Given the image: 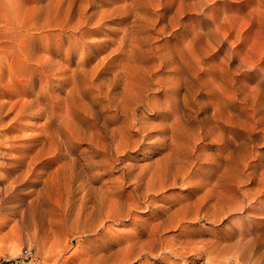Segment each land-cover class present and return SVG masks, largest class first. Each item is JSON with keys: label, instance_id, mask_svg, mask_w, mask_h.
<instances>
[{"label": "bare ground", "instance_id": "1", "mask_svg": "<svg viewBox=\"0 0 264 264\" xmlns=\"http://www.w3.org/2000/svg\"><path fill=\"white\" fill-rule=\"evenodd\" d=\"M32 1H33V6L25 16H22L23 15L22 13L17 12L18 10H15V8L13 9L3 4H1L0 6V24H1L0 34L8 40L5 44L3 45L0 44V73H2L7 66H10L12 64L11 59L14 60L13 62L20 64L23 69V71H21V74L29 76L27 79L20 81L21 91L25 92L26 95L30 96V99L27 98L28 100L26 101L25 98L26 102L23 103L24 102L23 101L22 104L20 105L18 98L17 101H11L13 97L14 98L16 96L18 97L20 93H18V95L11 94L9 95L10 98L9 102H7L8 99H6L7 104L4 103L5 100H3L2 102L0 101V111L2 110L3 107L8 105L9 110L11 112H15L14 118L21 114H27L33 118H39L40 120L43 119L44 124L48 131L46 137H41L37 139L42 142L43 144L42 148L36 151L34 155L33 154L27 155L30 157L29 159H27L28 167H25L26 169L28 168L27 175L29 177V175L33 173L35 167L40 161L38 159H40L41 155H43L45 148L47 149L48 146L46 147V145L49 144L50 147L48 148L51 147L53 148L51 149L53 150L56 158L63 161L60 162L61 164H63L64 172L67 175L66 176L67 183L65 181H62L63 183L64 182L66 183L65 186L67 188V192H66L67 203L65 205L66 206L68 205V207H70V209L73 211V215H74L72 216L73 220L78 222L77 224H80L77 226L78 228L75 227L77 224L73 225L70 224L69 222L68 225L70 226L73 225L75 229L76 228L78 229L76 230L80 232V234L91 233L92 235L93 234L97 235L101 227L103 228V226L108 222L126 227L128 226L127 228L130 229V231H127L119 239L107 233H102V235L100 236L98 235L99 238H96L97 244H94V246H92L93 244L92 242H90L92 245L90 244L88 246H92V247H90L87 250V252L83 254L82 258H79L81 260L83 259L82 264H136L141 260L143 262L144 260L146 259L148 260L150 258L157 259L158 260L157 264H253V263L262 264L264 263V253H261L262 255L256 257L258 259L252 263V255H254L253 248L256 243L254 238H257L258 235L260 234H256L257 236L255 237L253 235L254 237L253 238L252 225L246 226V221L250 219V216L252 215V211L257 207H259L257 206V203L259 204V196L261 193L264 192V176H263L264 174L261 172H260L261 174H259L257 171H253L252 169H250V162L247 161L249 156L253 153H251L249 156L247 154H244L246 153V151L247 152L249 151L248 149L246 150V148L248 147L245 146L248 145L249 141L246 144L243 142L242 143L238 142L235 144L234 142L235 140H234L232 142L234 143V145L229 143L227 147L226 146L224 147L225 150L223 149L224 150V151L222 150L223 152L220 151V153L219 152L217 153L218 155L212 153L211 155H215L216 157L214 156L211 157L210 155L211 166L209 169H204L203 165L200 163V160H203L206 156H208L206 157V159H208L209 155L208 154L204 155L201 152L204 155L203 158V155H201L200 152L199 154L197 153L198 145H196V141L198 140V138H202L205 136L204 135L205 124H200L198 130L196 128L197 131H194L196 133L192 131L194 133V135H192L194 136L193 138L194 143L192 144V146L190 144L189 147L184 145L178 147L180 145V144L178 145L179 142L176 144L175 141L173 140L171 143L168 142L170 143L168 144L167 140L171 141V138L173 139L174 136L171 138L169 137L168 139L165 137V132L168 133V131L172 129H177L175 128V124L178 121H180L181 123V119L183 118V116H185V112L183 113V110L185 108L187 109L190 103H193L191 102L192 99H190L191 96L190 93L193 92V90H195L193 81L198 76V70L204 64V63L202 64L201 62L202 61L205 62V59L202 60V58L204 56L207 57L208 52L200 60H198L199 58L198 59L196 58L197 61L194 60L192 61L186 58L178 59L179 54L181 52V51L178 52L179 50L177 51V54H175V52H173L172 49L162 50L164 44L156 47L152 45L153 47H150L151 44L149 43V39H150L149 35H151L152 32L149 33L148 35H145L146 31L144 30V28L146 25H131L132 26L131 29L123 28L121 35L117 38V46H115L114 44L113 47H104V49L102 50H100V48L98 49L94 47V44L92 42L93 39L91 40V38H94L92 36L95 35L96 33L100 31H104L103 30L104 19L106 18L108 19V17L110 18L113 15L114 16L119 15L121 19L120 21H123L124 18H126V14L128 12L132 13L133 12L132 10L135 9L137 6L143 7V5H145L146 7L147 4L148 6L152 5L154 7L157 5L156 0H132V1L115 0L116 1L115 3L112 2L114 4V7H110L108 9L104 6L101 7H104L106 9H102L99 7L98 8L95 7L96 9L95 8L93 9L96 3H93L92 0H32ZM158 2H160V0ZM187 2L186 0H184L180 3L179 7L178 4L176 5L178 7L177 13L183 15L184 11L189 9V5L192 2H190V4L189 2L188 3ZM97 4L99 5V3ZM160 4L163 5L162 3ZM168 4L170 3L168 2ZM171 5L173 6V4ZM134 12L136 15L137 10ZM144 12L146 11L144 10ZM144 12L143 14L144 17L146 18ZM158 13L160 12L158 11ZM164 13L162 14L163 17H164ZM173 13L174 12H172V15ZM147 16L150 17V14L149 15L147 14ZM169 17L171 16L169 15ZM153 18H155L154 14H153ZM173 18L176 20L175 15H173L171 18L172 23H174ZM152 19L150 21L154 20L153 23L157 21V19L156 20L155 19L152 20ZM164 20L165 19H163V21ZM90 22H92V24L94 25L96 24L97 25L93 29H88V28L86 29L85 27H87V25ZM164 22H162V24ZM168 22L170 23V21ZM188 22L185 23L180 22L182 24L181 25L182 31L185 29V26H187L186 24ZM169 23L163 24L161 28L159 27L158 28L159 31H161V33L168 31L167 30L168 26L170 27L171 25L172 27V24L169 25ZM107 25L109 26V23ZM149 26L151 28V24ZM175 26L173 25V29L175 28ZM178 26H180V24ZM155 27L157 26H154L153 28L155 29ZM143 31H145V34L143 33ZM199 33H202V31H199ZM199 33L198 35L200 36L203 34V33L202 34ZM154 35H152L151 37L154 36L157 38L156 33ZM213 36L216 37L215 34H213ZM210 38L211 37L208 36V39ZM94 39L97 38L95 37ZM185 39L183 40L184 44L183 47L181 48H183V51L187 52L186 50L189 47V41L192 38L191 39L189 38L190 40L188 39V41H186L187 39L186 40ZM214 39L216 40L217 38ZM218 42L220 43V41L217 40L216 44L219 45ZM45 44L47 48L44 47ZM215 46L213 47L217 48ZM165 47L167 48V46H164V48ZM211 48L209 47V49ZM79 49H83V50L87 49L91 51V53L94 54L95 58L98 57L97 54L99 52H103L106 50L108 51V53L105 52L107 55L104 53L105 56H103L104 55L103 54L101 58L99 59L97 58L98 60H96L95 63L94 62L88 63L87 61L76 63L75 55L77 54ZM65 53L67 54L66 55L67 58L64 57ZM118 53L124 55V58L121 60L112 59V56ZM235 53L237 54L238 52L235 51ZM201 54L202 52L199 55ZM146 55L149 56L150 59L156 60L157 62L151 61L152 63L150 65L147 64L145 65L144 59L146 58ZM143 56H145V58H143L142 61L141 57ZM221 56L223 57L224 55ZM91 57H93V55H91ZM215 64L218 65V63ZM162 66L169 67V69L171 70L170 72L172 73L165 75L162 74L163 77L155 78V76L153 75L154 74L153 71L155 72V70H158ZM230 68H232V66ZM162 69L160 68V71ZM223 71L225 70L223 69ZM141 75H144L145 78L146 76H148L149 78L148 79L146 78V80H142ZM158 76L160 77V74ZM205 78L206 77H203V79ZM231 80H229V83H231L230 82ZM152 81L157 82L160 85L159 87L164 89L163 95L161 97L159 96V98L156 99L152 97L151 91L150 93L147 91L148 84H150ZM202 82H206V81H202ZM228 86L230 85H227V89ZM210 87L212 89V84L211 86L209 84L206 90L208 88L210 90ZM215 88L217 89V87L214 86L213 90H215ZM231 88L232 89L234 88L232 84H231ZM53 89L58 91H62V89H64L63 92L65 93H63V97L61 99H57V98L55 99L51 95V91H53ZM240 89L242 90V88H239V90ZM248 95L247 97H244V99L246 98L247 100H249L248 98L250 96L248 97ZM232 97H233V92H232ZM260 97L262 98V95ZM233 100L235 101V98ZM220 102L221 101H219V103ZM219 103L217 102V106ZM226 106L227 104L224 107ZM192 108L190 109L192 110ZM199 109L200 107L196 110ZM219 109L220 108L217 109V113L221 111ZM148 110H154L153 112L157 111L159 113V118H160L159 123L158 121L157 123H155L156 122L155 121L154 122L156 124L155 125L154 123L150 122L151 120L149 121L150 116L148 117L146 115V112ZM227 112H225L226 115ZM167 113H169L170 116H167ZM225 113H223L224 116ZM246 113L249 114L248 111ZM246 113L245 115H248ZM187 114L189 115L188 111ZM204 114L206 115V113ZM212 115L214 116V114ZM219 115L222 116L221 113ZM201 116L199 117L200 119ZM192 117H190V119ZM214 117L216 118L217 116L215 115ZM184 120L185 119L183 118L182 121ZM225 120L228 121V119ZM8 121H12V120H8ZM211 121H213V119ZM1 124L2 123H0V125ZM4 124L1 125L3 128H4L3 126ZM181 124L183 125V123ZM6 125H8L7 122ZM178 125L179 123L177 124V127ZM186 125H188V123ZM178 128H180V126ZM217 128L218 127H216V129ZM42 129L44 128L42 127ZM247 131L249 130L247 129ZM207 133L209 134V132ZM174 134H178V132ZM160 136H163L161 137V139L162 138L167 139V140L165 139L164 144H166L165 148H167L168 145L169 150L165 151L167 153H165L163 150L162 154L164 153L165 154L162 155L163 157L160 156L161 159L159 160L156 158L158 161L152 163L148 162L149 164L147 163L144 164L143 166L142 165L139 166L138 165L139 163L134 164L135 162L133 163L132 160L130 162V160L127 161L128 159L127 160L125 159V154L128 153V151H132L136 148H141L142 146L146 147V144L152 138L154 142H156L159 140ZM183 139L182 140L180 139V141L183 142ZM79 142L87 144L88 147L86 150L76 153V148ZM220 143L222 142L220 141ZM182 144H185V142ZM231 145H233V147L229 148ZM240 148H244L243 149L244 153H242L243 151L240 150ZM192 155L196 157L195 160L197 161L191 159ZM216 168H218L219 171H217ZM262 170L264 169L262 168ZM97 171L98 173L100 171H102L101 173L104 172L105 176L108 175L109 178L102 181L103 183L101 185L99 184L95 186L92 178H95L94 176L100 175L96 173ZM116 171H120V175L113 176L114 172ZM58 172L59 171H57L55 174H57ZM94 173L96 175H93ZM21 174H23V172ZM48 174L49 173H47V175ZM24 177L25 176H23V178ZM17 180H18V176H15L13 179L11 177L10 179L11 182L8 185L5 184L7 185L5 186L6 194L9 193L12 194V191H14L15 189L14 184ZM20 180L22 181L21 178ZM252 181H258V184L260 183L261 186L259 185L257 188L252 189ZM56 185L54 184L52 185V187ZM178 185L183 186L187 190V193L182 197H177V199L174 202L170 203L164 200V202H166L165 204L157 206V195L162 194L164 191L168 190L169 188L176 187ZM127 186H132L130 191H127L128 190L126 188ZM47 187L50 188L48 189ZM47 187L45 186L44 188L45 189L47 188L48 191L52 189L51 186H47ZM45 189H43V192ZM38 193L41 194V191L39 190ZM36 197H38L37 194ZM32 198L34 199L35 196H33ZM55 200H58V198H56ZM27 201H29V199ZM36 202L37 201H35V203ZM260 202L262 203V201ZM57 204L60 203L58 202ZM45 206L47 209V205ZM22 208H24V206L21 207L20 210H22ZM259 208H260L259 211H262L261 209L262 207ZM147 209H151V211L154 212V215L150 219L139 218V220H137L134 212L138 210L146 211ZM43 211H45V209ZM41 214H43L42 211ZM234 217L235 219H233ZM31 218L33 217L31 216L30 219ZM228 219L231 220V223L230 222L227 223L226 225L228 226L227 227L228 229H225V231H221V233L220 232L210 233L206 231L207 227L206 228L202 227V222H207L214 225L220 223L222 224V222ZM53 225L58 226V224L55 223L52 224L51 232L55 229V227L53 229ZM55 231L56 230H54L53 232ZM58 233L56 232V234ZM51 235L53 234L51 233ZM53 237H51L52 239L49 237L50 240L53 241ZM260 238L262 239L263 237ZM61 239L62 238H60V241ZM87 239L89 240V238ZM79 242L81 241H78V243ZM260 243L262 244V242ZM60 252L61 251H59L58 254ZM41 255H43V253ZM44 255L47 257V254ZM50 255L51 254H48V256ZM58 256L61 257L60 254ZM42 259L44 260L47 258H42ZM66 261L67 260L64 261V264H66Z\"/></svg>", "mask_w": 264, "mask_h": 264}, {"label": "rangeland", "instance_id": "2", "mask_svg": "<svg viewBox=\"0 0 264 264\" xmlns=\"http://www.w3.org/2000/svg\"><path fill=\"white\" fill-rule=\"evenodd\" d=\"M130 1H132V0H130ZM158 1L156 0L157 5L154 6V7L152 5L148 6L146 4V7H145V5H143L144 8L142 6L141 7L137 6L139 9L137 7L135 9H133V10L131 9L133 12L132 13L128 12L126 14V18H124L123 21H120L121 19H120L119 15L118 16L117 15L116 16L113 15L110 18L108 17V19L107 18L104 19L103 20L104 21V24H103V26H104L103 30L104 31H100V32H98V33H96L95 35L92 36L94 38L96 37L97 39L91 38V40L93 39L92 42L94 44V47L98 48V49L100 48V50H102V49H104V47H113L114 44H115V46H117V38L121 35L123 28L131 29V27H132L131 25H146L145 28H144V30L146 31V34H145V31H143V33L145 35H148L149 33L152 32L151 35H149L150 36L149 37L150 38L149 39V43L151 44L150 47L161 46V45L164 44V46H167V48L166 47L164 48V46H163V49L161 47L162 50L172 49L173 52H175V54H177V51L179 50L178 52H180V51L181 52H180V54L178 53L179 54V58L178 59H180V58L181 59H185L186 58V59H189V60H192V61L193 60L197 61L196 58L197 59L199 58L198 60H200L208 52L207 57L204 56L202 58V60L205 59V62L204 61L201 62L202 64L203 63L204 64L198 70V76L193 81V85L195 87V90H193V92L190 93V95H191L190 99H192L191 102H193L194 104L190 103L189 106H188L189 108L187 107V109L185 108L183 110V113L185 112V116H183V118L185 120L182 121L183 118L181 119V123H183V125L180 123V121H178L175 124V128H177V129H172V130L168 131V133L165 132V137L167 139L169 137L171 138L173 136H174V138L173 139L171 138V141L167 140L166 138L165 139L167 140V143L168 142L171 143L172 140L175 141L176 144L179 142L178 145L179 144L180 145L179 146L177 145L178 147H180L181 145L189 147L190 144L192 146V144L194 143V139H193L194 136H192V135H194V133H196L194 131L198 130V127H199L200 124H205V130H204V133H205L204 135L205 136L202 137V138H198V140L196 141V145H198L197 147L200 150L199 151L197 149V153L199 154V152H200L201 155H203V154L204 155H207V154L209 155V158H208L209 160L206 159V157H208V156H206L204 158V155H203L204 159L200 160V163L203 165L204 169H209L210 168V166H211V162H210L211 157L212 156L216 157L215 155H218L217 153L218 152L220 153V151L223 152L225 150L224 147L225 146L227 147V145L229 143L234 145V143H232V142L235 140L234 141L235 144L238 143V142L239 143L243 142V143L246 144L249 141L251 146L249 145V143H248V145H245V146L248 147V148H246V150L248 149L249 151L247 152L245 150L246 153H244V150H243L244 148H240V150H242L243 152L242 151L241 152L244 153V154H247L248 156L251 153H253V154H251L249 156V158L247 160V161L250 162V169H252L253 171H257L259 174H261V173L264 174V170H262V168L264 169V161H263L264 160V129H263L264 128V126H263L264 125V103H263L264 102V0H190V1L186 0V2L188 1L189 4H190V2H192V3L189 5V9L185 10L183 15L181 14L182 16L180 15V13H177V11H178V7H179L180 3L182 1H184V0H176V1L175 0H173V1L172 0H167V1L166 0H162L163 2L161 0H160V2H158ZM170 1H172V2H170ZM9 2H10V5H9ZM92 2L96 3L94 5L93 9L95 7L96 8L99 7V8H102V9H106V8L108 9L110 7H114L113 3H115L116 1L115 0H112V1L111 0L110 1L109 0H92ZM168 2L170 4H168ZM97 3H99V5ZM120 3H122V2H120ZM160 3H162V4L164 3L165 5L164 4L161 5ZM1 4L5 5V6L7 5L8 7H11L13 9L15 8V10H18L17 12L23 14L22 16H25V15H27V13L32 8L33 1L32 0H0V6H1ZM28 4H30V5H28ZM106 4L108 5V7H107ZM166 4H168V5H166ZM171 4H173V6ZM177 4H178V7L176 6ZM159 5H160V7H159ZM101 6H104L106 8L101 7ZM146 9H149V10H146ZM131 10H129V11H131ZM136 10H137V12H136V15H135L134 11H136ZM144 10L146 12L148 11L147 14L148 15L150 14V17L147 16V14H146V12H144ZM152 10H153V12H152ZM158 11L160 13H158ZM143 12L145 13L146 18L144 17ZM172 12H174L173 15H175V18H176V20L173 18L175 20V21L173 20L174 23H172V19H171L172 16H173ZM138 13H140V14H138ZM152 13L154 14L155 18H153V14ZM163 13H164V17L162 15ZM166 13H169V14H166ZM151 15H152V17H151ZM155 15L157 16V18H156ZM169 15L171 17H169ZM138 17H140V18H138ZM127 18H129L130 20L127 19ZM152 18L155 19V20L157 19V21H155L156 23L154 22L155 25L153 23L154 20ZM139 19H140V21H139ZM151 19L153 21H150ZM159 19H161V20H159ZM163 19H165L164 20L165 22L163 21ZM180 19H182V20H180ZM183 19H185V20H183ZM144 20H146V21H144ZM168 21H170V23ZM106 22H107V24L109 23V26L106 24ZM162 22H164L163 24H168V23H169V25L172 24V27H171V25H170L171 28L168 26V29H167L168 31H166L164 33H161V31H159L158 28L159 27L161 28L163 26ZM176 22H177V25H176ZM180 22H184V23L188 22L186 24L187 26H185V29L183 31H182V26H181L182 24ZM117 24H118V26H117ZM150 24H151V28L149 26ZM179 24H180V26H178ZM96 25H94V24H92V22H90L87 25V27H85V28L86 29L87 28L88 29H93V28H95ZM173 25L174 26L176 25L174 29H173ZM88 26H90V27H88ZM91 26H94V27H91ZM154 26H157V27H155L156 30L153 28ZM119 28H121V29H119ZM120 30H121V32H120ZM199 31H202L203 34L199 33ZM208 32H209V34H208ZM211 32H213V33H211ZM155 33L157 35V38L154 37ZM198 33L202 34V35L200 36V35H198ZM108 34L109 35L111 34V35L109 36ZM213 34H215L216 37H214ZM152 35H154V36L151 37ZM208 36L211 37V38L208 39ZM213 37L217 38V39L215 40ZM0 38H1L0 39V44L1 45L5 44L8 41L1 34H0ZM189 38L190 39L192 38L193 40L192 39L190 40ZM184 39L186 41H188V39L190 40L189 41V47L186 50L187 52L183 51V48H181V47H183V44H184L183 40ZM211 39H212V41H211ZM217 40L220 41V43L218 42L219 45L216 44ZM213 41H215V42H213ZM203 44H205L206 46L203 45ZM102 45H104V46H102ZM172 45H174V46H172ZM179 45H180V47H179ZM215 45H217V46H215ZM194 46H195L196 49L194 48ZM199 46H201V47H199ZM211 46H212V48H211ZM213 46H215L217 48H214ZM44 47L47 48L46 44H45ZM209 47L211 49H209ZM235 51H237L238 53L236 54ZM105 52L108 53V51H106V50L103 51V52H99L97 54L98 57L95 58L94 54L91 53V51H89L87 49H85V50L79 49L77 54L75 55V61H76V63L77 62H86V61L88 63H90V62L91 63H93V62L95 63L96 60L101 58L102 55ZM199 52L200 53L202 52V54L199 55L200 54ZM105 54L103 56H105ZM66 55L67 54L65 53L64 57L67 58ZM91 55H93L94 58L91 57ZM180 55H181V57H180ZM221 55H224V56L222 57ZM123 58H124V55H122L121 53L114 54L112 56V59H115V60L116 59L117 60H121ZM143 58H145V56L141 57L142 61H143ZM146 58L144 59V64L145 65L146 64L150 65L152 63L151 61L157 62L156 60L150 59L149 56H147V55H146ZM90 59H91V61H90ZM92 59H93V61H92ZM238 59H239V61H238ZM13 61L14 60L11 59V62H12V64L10 65L11 67L7 66L4 69V71L2 73H0V101L2 102L3 100H5L4 103L7 104V102H9V99H10L9 95H11V94L12 95H18V93H20V95L18 97L17 96L15 98L13 97L11 101H17V98H18L19 104L21 105L23 101H24L23 103H25L28 99H30V96L26 95L25 92L21 91L20 81L27 79L29 76L21 74V71H23L21 65L16 63V62H13ZM215 63H218V65L215 64ZM208 66H210V67H208ZM218 66L222 67V68H219ZM231 66H232V68H230ZM224 67H226V68H224ZM160 68L161 69L163 68L161 70L162 72L160 71ZM160 68L158 70H155L156 73L153 71V73H154L153 75L155 76V78L163 77L162 74L165 75V74L172 73V72H170L171 70L167 66H162ZM215 68H217V69H215ZM223 69L225 71H223ZM213 70H214V72H213ZM217 70L220 72V74H219V72ZM234 70H235V72H234ZM157 71H159L160 73L157 72ZM159 74H160V77L158 76ZM205 74H207V75H205ZM141 76H142V80H146V78L147 79L149 78L148 76H146V78H145L144 75H141ZM203 77H206V78L203 79ZM227 77H228V80H227ZM231 78H232V80H231ZM223 79H225V80H223ZM208 80L209 81L211 80V81L209 82ZM229 80H231L230 81L231 83H229ZM202 81H206V82H202ZM220 82H223V83H220ZM151 83H153V84H151ZM151 83L148 84V90L147 91L149 93L151 91V95L155 99L159 98V96L161 97L163 95L164 89L159 87L160 85L157 82L152 81ZM199 83H201V84H199ZM202 83H204V84H202ZM238 83H239L240 86L238 85ZM196 84H197V86H196ZM209 84H210V86L212 84V89L210 87V90H209V88L206 90V88L209 86ZM231 84L234 86L233 89L231 88ZM227 85H230V86H228V89H227ZM236 85H238V86H236ZM214 86H216L217 89L215 88V90H213ZM6 87H8V88H6ZM220 88H222V89H220ZM239 88H242V90L244 92L241 89L239 90ZM64 89H62V91H58V90L53 89V91H51V95L55 99L56 98L57 99H61L63 97V93H65V92H63ZM221 91H222V93H221ZM153 92H155V93H153ZM226 92H227V94H226ZM232 92H233V97H232ZM239 92L240 93L242 92L241 93L242 95ZM194 93H196V94H194ZM243 93H244V95H243ZM4 94H5V96H4ZM204 94L205 95L207 94V95L205 96ZM195 95H196V97H195ZM247 95H248V97L250 96L248 98L249 100H247L246 98L244 99V97H247ZM261 95H262V98L260 97ZM251 97H252V99H251ZM25 98H26V101H25ZM234 98H235V101L233 100ZM6 99H8V101ZM200 99L203 100V101H201ZM212 100H214V101H212ZM219 101H221V102L219 103ZM214 102H215V104H214ZM217 102L219 103L218 106H217ZM195 103H197V104H195ZM198 103H201L202 105L198 104ZM249 103L250 104L253 103V104L250 105ZM226 104H227V106L224 107ZM221 105H223V106H221ZM231 106H232V108H231ZM252 106H254V107H252ZM192 107L193 108L195 107L196 109H198L200 107V109L196 110L195 108L193 109ZM190 108H192V110ZM218 108H220L219 110H221L223 112L219 111V113H217V109ZM227 108H228V110H227ZM260 108L263 110V112H262V110ZM224 110H225V112H227L229 110H231V111L227 112V115H226ZM1 111H0V114H1V116H0V121L1 122L0 123L4 124V122H5V124L3 125L4 128L1 126L2 124L0 125L2 127V128L0 127V173H1L0 174V191H1L0 192V196L2 195L0 197V200H1L0 201V264H36V263L37 264H41V263L45 264V262H46V264H59V263L60 264H64L65 260H67L66 264H71V263L72 264H82L83 263V261H82L83 259L81 260L79 258H82L83 254L85 252H87V250L90 247L94 246V244H97L96 238H99L98 235L100 236V235H102V233H107V234H109V235L111 234L114 237H116L117 239H119L127 231H130V229L127 228L128 226L126 227V226L117 225V224H113L111 222H108L107 224H105L103 226V228L101 227V229L99 230L97 235L96 234L92 235L91 233H88V234L81 233L80 234V232L77 231L78 230L77 226L80 225V224H77L78 222L73 220V217H72V216H74L73 215V211L70 209V207H68V205L67 206L65 205L67 203V201H66L67 188L65 186V184L67 183L66 182V176L67 175L64 172L63 164H61V162H63V161L56 158V156H55V154H54V152L52 150L53 148L52 147H51L52 149L48 148V147H50L49 144L46 145V147L48 146L47 149L45 148V151H44L43 155H41L40 159H38L40 161L38 162V160H37L38 164L35 167L33 173H31L29 175V177L27 175L28 168L26 169L25 167H28V160L27 159L30 158L27 155H30V154L34 155L36 151L41 149L43 144H42L41 141H39L37 139L41 138V137H46L47 134H48L47 133L48 132L47 128H46V126L44 124V120L43 119L40 120L39 118H33V117H31V116H29L27 114H21V115H18V116H16L14 118L15 112H11L9 110L8 105L3 107ZM153 111L154 110H148L146 112V115L148 117L150 116L149 117L150 118L149 121L151 120L150 122L154 123L156 121L155 123H157V121H158V123H159V120H160L159 113L157 111H155V112H153ZM187 111H188L189 115L187 114ZM247 111L249 112V114L246 113ZM204 113H206V115ZM220 113L222 114V116L219 115ZM223 113H225V116L223 115ZM230 113L232 114V116H231ZM245 113L248 114V115H245ZM212 114H214V116L216 115L217 117L215 118ZM234 114H235V116H234ZM8 115H9V117H8ZM81 115H83V114H81ZM192 115H193V117H192ZM201 115H204V116H201ZM209 115H210V117H209ZM261 115H263V116H261ZM167 116H170V114L167 113ZM200 116H201V119L203 121L199 118ZM241 116H243V117H241ZM190 117H192L191 118L192 120L190 119ZM212 119H213V121H211ZM225 119H228V121L225 120ZM8 120H12V121H8ZM6 122H7L8 125H6ZM36 123H38V124H36ZM178 123H179L178 127L180 126V128L177 127ZM187 123H188V125H186ZM229 123H231V124H229ZM185 125L188 126V127H186ZM209 125H211V126H209ZM217 125H219V126H217ZM41 126L44 129H42ZM213 126H214V128H213ZM215 126L218 127V128L216 129ZM244 126L249 131H247V129ZM183 127L185 128V130H184ZM211 127H212V130H211ZM196 128H197V130H196ZM218 130H219V132H218ZM39 132H40V134H39ZM176 132H178V134H174ZM207 132H209V134ZM220 132L221 133L225 132V133L221 134ZM13 133H15V134H13ZM16 133H17V135H16ZM213 133H215V134H213ZM187 135H189V136H187ZM208 136H209V138H208ZM245 136H248V137H245ZM161 137H163V136H160L159 140L156 141V142H154V140L152 138L146 144V147L142 146L141 148H136V149H134L132 151H128V153L125 154V159L126 160L128 159L127 161L130 160V162L132 160L133 163L135 162L134 164L139 163L138 164L139 166L140 165L143 166L144 164H147L148 162L152 163V162L158 161L159 159H161V157H163L162 155L167 153L165 151L169 150L168 145H167V148H165L166 147V144H164L165 139L164 138L161 139ZM226 137H227V139H226ZM228 137H229V140H228ZM1 138H3V139H1ZM246 138H247V140H246ZM4 139H5V141H4ZM180 139L181 140L183 139V142L180 141ZM223 140H224V142H223ZM226 140L229 141V142H227ZM236 140H238V141H236ZM220 141L222 143H220ZM12 142H14V143H12ZM15 142H16V144H15ZM184 142H185V144H182ZM170 143H168V144H170ZM233 145H231L229 148L233 147ZM81 146H82V148H81ZM87 147H88L87 144L79 142L78 146L76 148V153L86 150ZM1 149H3V150H1ZM163 150L165 152L164 154H162ZM51 151H52V153H51ZM203 151H205V152H203ZM212 153H214L215 155H211ZM47 155H49V156H47ZM210 155H211V157H210ZM191 159L195 160L196 157L194 155H192ZM195 161H197V160H195ZM57 163H59V164H57ZM58 168H59V170H58ZM14 169H16V170H14ZM216 170L219 171L218 168H216ZM57 171H59V172L57 174H55ZM5 172H6L7 175L5 174ZM20 172L21 173L23 172V174H21ZM101 172L102 171H100L99 173H98V171L96 172L97 174H100L101 176L97 175V176H94L95 178H92L93 179V183L95 184V186H97L99 184L101 185L103 183L102 181H104L107 178H109L108 175L105 176V173L104 172L101 173ZM47 173H49V174L47 175ZM51 174H53V175H51ZM26 175H27V177H26ZM93 175H96V174L94 173ZM118 175H120V171H116L113 174V176H118ZM10 176L12 177V179L15 176H18V180H17L18 183H17V181L15 182L16 185L14 184V188L15 189H14V191H12V194H10V193L6 194V192H5L6 191V189H5L6 187L5 186H7L12 181V180L10 181V179H11ZM23 176H25L26 179H25V177L23 178ZM36 177H37V179H36ZM20 178L22 179V181L20 180ZM59 178H62V179H59ZM62 181H65L66 183L65 182L63 183ZM50 182H52V183H50ZM254 182H256V183H254ZM5 184H7V185H5ZM54 184L55 185L57 184V185L53 186L54 187V189H53L52 185H54ZM1 185L3 186V188H2ZM58 185H59V188H58ZM61 185H63V186H61ZM259 185L261 186L260 183L258 184V181H252V189L253 188H257ZM42 186H43V189H45L44 188L45 186L46 187L47 186H51V188H52L51 190L52 191L49 190L50 191L49 192L48 189L50 187H47L48 189L46 188L45 189L46 191L44 190V192H43ZM178 186L169 188L170 190L168 189V190L164 191L162 194L157 195V206L165 204L166 202H164V200H166L167 202H170V203L174 202L177 199V197H182L183 195H185L187 193V190L183 186H179V187ZM248 186H251V185H248ZM131 187L132 186H127L126 187L128 189L127 191H130ZM1 188H2V190H1ZM61 188H64V189H61ZM38 189L41 191V194L38 193V191H39ZM13 192L15 193V195H14ZM62 192H63V195H62ZM166 193H168V194H166ZM171 193H173V194H171ZM36 194H37L38 197H36ZM38 194H40V195H38ZM33 196H35L34 199H35V201H37L36 203H35L34 199L32 198ZM263 196H264V192L260 194V196H259V204L257 203V206L262 207L261 208L262 211H259L260 208L257 207L256 209H254L252 211V215H251L252 218L250 216V219L248 221H246V226L252 225V237H253V235L255 237V236H257L256 234H260L257 237L258 240H257V238L253 237L255 239L256 243H255L254 248H253V254L254 255H252V263L258 259L256 257H258L259 255H262L261 253H264V251H263L264 250V243H263L264 242V232H263L264 231V217H263L264 216V197ZM56 198H58V200H55ZM28 199H29V201H27ZM38 199L41 202H39ZM51 200H53V201H51ZM15 201H16V203H15ZM260 201H262V203ZM33 202H34V204H33ZM58 202L60 204H57ZM45 205H47V209H46ZM23 206H24V208H22V210H20L21 207H23ZM37 206H38V208H37ZM43 208L45 209V211H43L44 210ZM67 208H68V210H67ZM23 209H25V210H23ZM147 210L146 211H144V210L143 211L142 210L135 211L134 213H135L136 219L137 220H139V218L140 219H150L154 215V212H152L151 209H147ZM41 211H42L43 214H41ZM261 215H263V216H261ZM31 216L33 218L30 219ZM236 216H238V215H236ZM144 217H146V218H144ZM235 217L233 219H235ZM68 219L71 220L72 222L69 221ZM57 220H58V223H57ZM252 221H254V222H252ZM69 222H70V224H73V225L77 224L75 226V227H77L76 228L77 230L74 228L73 225H71V226L68 225ZM229 222L231 223L230 219L222 222V224L220 223V224H214V225L211 224V223L202 222V227L203 228L207 227L206 231H208L210 233H212V232H220L221 233V231H225V229H228L227 228L228 226L226 224L229 223ZM54 223L58 224V226L57 225H53V229L55 227L54 230H56V231L53 232L54 231L53 230L51 232L52 224H54ZM100 231H102V232H100ZM56 232L57 233L59 232V233L56 234ZM51 233L53 235L55 233L54 237H53V235H51ZM49 237L50 238L53 237V241L50 240ZM260 237H263L262 238L263 240ZM45 238H48V239H45ZM60 238H62L63 240L61 239V241H60ZM87 238H89V240ZM78 241H81V242L78 243ZM259 241L262 242L263 245ZM90 242H92L93 245ZM90 244L92 246H88ZM81 246H83L84 248L81 247ZM87 246H88V248H87ZM42 247L47 248V249H44ZM62 247H63V249H62ZM74 247H75V249H74ZM76 249H77V252H76ZM26 250H31L32 254L31 255L26 254L25 253ZM83 250H84V252H83ZM257 250H259V251H257ZM42 251H44V252H42ZM59 251H61L59 253L61 257L58 256L59 255L58 254ZM72 251H73V253H72ZM41 252L43 253V255L47 254V257L45 255L44 256L41 255L42 254ZM48 254H51V255L48 256ZM56 256H57V258H56ZM42 258H47V259H44L45 260L44 261ZM56 260H58V261H56ZM80 260H81V262H80ZM157 261H158L157 259L150 258L148 260L147 259L144 260L143 262L141 260V261H139L137 263L138 264H157ZM253 264H257V263H253ZM262 264H264V263H262Z\"/></svg>", "mask_w": 264, "mask_h": 264}, {"label": "built area", "instance_id": "3", "mask_svg": "<svg viewBox=\"0 0 264 264\" xmlns=\"http://www.w3.org/2000/svg\"><path fill=\"white\" fill-rule=\"evenodd\" d=\"M25 253L28 254V255H31L32 254L31 250H26Z\"/></svg>", "mask_w": 264, "mask_h": 264}]
</instances>
